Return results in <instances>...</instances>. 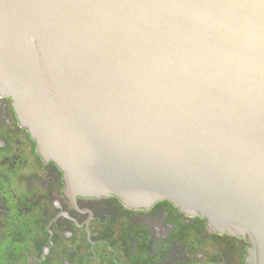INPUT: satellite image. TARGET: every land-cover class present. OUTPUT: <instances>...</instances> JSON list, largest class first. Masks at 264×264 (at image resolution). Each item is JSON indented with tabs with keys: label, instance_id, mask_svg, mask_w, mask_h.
Instances as JSON below:
<instances>
[{
	"label": "water",
	"instance_id": "water-1",
	"mask_svg": "<svg viewBox=\"0 0 264 264\" xmlns=\"http://www.w3.org/2000/svg\"><path fill=\"white\" fill-rule=\"evenodd\" d=\"M0 95L67 195L169 201L264 264V0H0Z\"/></svg>",
	"mask_w": 264,
	"mask_h": 264
},
{
	"label": "flooded vegetation",
	"instance_id": "flooded-vegetation-1",
	"mask_svg": "<svg viewBox=\"0 0 264 264\" xmlns=\"http://www.w3.org/2000/svg\"><path fill=\"white\" fill-rule=\"evenodd\" d=\"M247 246L166 200L132 208L67 195L61 169L0 95V264H244Z\"/></svg>",
	"mask_w": 264,
	"mask_h": 264
}]
</instances>
